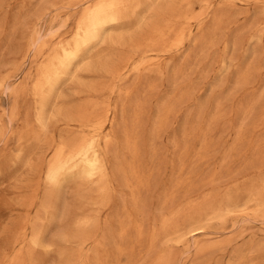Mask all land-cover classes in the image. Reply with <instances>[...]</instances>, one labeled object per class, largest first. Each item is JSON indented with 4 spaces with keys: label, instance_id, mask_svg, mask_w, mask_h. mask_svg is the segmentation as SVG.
I'll return each instance as SVG.
<instances>
[{
    "label": "rangeland",
    "instance_id": "374dc122",
    "mask_svg": "<svg viewBox=\"0 0 264 264\" xmlns=\"http://www.w3.org/2000/svg\"><path fill=\"white\" fill-rule=\"evenodd\" d=\"M144 1L142 13L175 4ZM88 3L0 0V264L27 252L30 231L18 236L39 205L28 209L22 203L45 190L43 168L35 174L18 159L23 147L29 152L23 135L37 127L30 91L45 59L73 37ZM175 7L176 15L189 10L199 19L187 24L183 46L163 49L156 70L132 71L157 51L99 44L86 52L96 71L80 69L78 80L69 76L60 86V105L76 107L89 98L120 104L116 126L103 133H113L116 142L108 155L113 196L100 206L95 184H65L58 204L62 221L47 228L37 264H153L161 256H169L164 264H264V213L257 211L264 203V0H189ZM145 26L132 19L127 27L135 32L127 40L148 36ZM110 60L129 62L116 81L99 64ZM113 82V94L83 92L81 85ZM120 90L133 93L122 98ZM64 129V123L55 128L56 141L68 136ZM50 158L49 152L44 160ZM230 201L240 208L211 215ZM187 212L194 214L195 232L161 236L152 246L165 220ZM87 218L92 226L80 229Z\"/></svg>",
    "mask_w": 264,
    "mask_h": 264
},
{
    "label": "bare ground",
    "instance_id": "6f19581e",
    "mask_svg": "<svg viewBox=\"0 0 264 264\" xmlns=\"http://www.w3.org/2000/svg\"><path fill=\"white\" fill-rule=\"evenodd\" d=\"M74 1L82 2L86 0ZM178 1L186 2L189 0H174L175 4L173 3L165 9L151 6L147 9L148 11L142 13L145 5L144 0H95L93 2L89 0L88 6L85 7L77 21L73 37L67 42H61L56 52L48 56L40 66L37 79L30 91L36 102L34 122L37 127L29 128L23 135L22 139L25 141V146L29 148V152L23 147L18 159L22 160L26 167L35 174H39L43 168L45 171V190L42 197L28 198L22 203L28 209L33 208L36 203L39 206L32 221L29 220V217L25 218L26 227L18 236V238H23L30 231L27 252L23 253L21 250L16 253L10 264H37L35 259L37 250L47 246L44 242V234L47 228L54 221H62L63 217L58 216V204L62 189L68 182L82 183L85 186L86 184H95L98 187L99 197L94 203L100 206L105 205L106 207L113 196L108 155L114 152L116 142L113 133H109L105 137H103V133L108 125L116 126L120 104L114 105L110 99L89 98L76 107H69L65 104L60 105L58 103L60 86L69 76L78 80L80 69L89 72L96 71V62L93 59L89 61L86 52L99 44L113 47L131 43L137 49L150 48L153 52L157 51L153 53L154 58L140 61L132 69L135 72H139L143 68L151 71L156 70L160 62L157 60L161 57L160 54L165 51L163 49L183 46L188 34L187 24L199 19L198 15L189 10L176 15L175 5ZM207 10L208 8L205 9V13ZM146 12H151L154 18L147 19ZM166 15H170V18H167ZM135 18H138L140 29L142 26L147 25L145 27L150 26L151 32L143 38L131 37L128 41L127 35L133 34L135 31L128 29L127 25ZM179 22H183V24L178 26ZM172 33H174V37L170 40L169 35ZM47 47L48 43H43L41 50H45ZM121 62L125 65L113 63L111 60L99 64L116 81L120 79L122 72L126 70V63H129L125 60H121ZM79 64H86V67L80 68ZM75 66H79V69L73 72ZM130 69L129 66L128 70ZM81 85L85 87L83 92L94 93L95 95L105 91L113 94L117 89L115 82L105 86L95 83L90 85L83 83ZM119 92L122 98H128L133 93L131 90L127 92L120 90ZM60 123H64L65 129L63 131L68 136H63L60 141H56L53 133ZM72 125H77L79 127L78 131L72 130ZM87 129H90L91 133H87ZM129 144L132 147L134 146L133 143ZM49 152L51 158L45 161V155ZM34 157H36V162L33 160ZM255 199L258 202L260 201L257 195H255ZM135 201L137 202V199ZM239 206L238 202L230 201L226 208L222 209L219 206L213 210L211 215L219 218L222 217V211L232 212L234 209L240 208ZM257 211L264 213V203L258 205ZM207 216L210 215L207 214ZM170 217L163 222L161 232L159 230L158 233L152 236V246L159 241L161 236L177 237L179 235V237H184L197 229L193 223V213H176ZM92 224L93 219L87 218L79 223V228L86 229L91 227ZM138 230L139 237H142V228ZM62 236H65V234ZM88 240L90 238L83 239V242ZM105 240L103 244H105ZM168 257L161 256L153 264H164Z\"/></svg>",
    "mask_w": 264,
    "mask_h": 264
}]
</instances>
